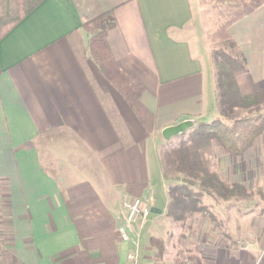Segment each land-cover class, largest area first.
<instances>
[{
  "label": "crops",
  "instance_id": "crops-1",
  "mask_svg": "<svg viewBox=\"0 0 264 264\" xmlns=\"http://www.w3.org/2000/svg\"><path fill=\"white\" fill-rule=\"evenodd\" d=\"M261 1L229 29L247 66L237 78L244 97L264 92ZM109 11L117 22L108 36L112 58L144 88L152 132L91 59L83 25ZM205 16L198 0H45L1 40L0 222L10 264L154 257L151 239L163 238L158 225L170 200L163 150L220 117ZM96 83L117 95L103 99ZM160 143L164 206L153 185ZM250 153L264 154V141L241 160ZM259 161L264 169V155ZM233 175L237 182L238 169ZM134 199L161 213L129 226L123 241L119 229ZM242 264H264V255Z\"/></svg>",
  "mask_w": 264,
  "mask_h": 264
},
{
  "label": "trees",
  "instance_id": "trees-1",
  "mask_svg": "<svg viewBox=\"0 0 264 264\" xmlns=\"http://www.w3.org/2000/svg\"><path fill=\"white\" fill-rule=\"evenodd\" d=\"M44 1L0 0V42ZM261 4V0H213V7L224 22L214 33L212 40L223 42L227 47L213 53V60L219 66L218 112L221 117L234 123L229 126L218 119L211 123H199L177 146L163 150L164 175L167 179L176 176V184L169 187L167 216L183 226L195 214L214 219L209 207L204 205L205 195L223 201L249 198L242 186L228 184L219 172L212 170L209 158L215 142L224 155L242 157L264 133V116L259 109L264 103V92L249 97L241 95L237 78L247 72V66L229 31L233 24L253 13ZM116 27L113 11L83 25L84 31L90 36L88 49L91 59L125 99L144 127L152 132L154 117L140 101L144 88L112 58L108 36ZM240 108H256V113L248 118L235 119L234 111ZM151 244L158 249L157 259L161 258L164 243L152 238Z\"/></svg>",
  "mask_w": 264,
  "mask_h": 264
},
{
  "label": "rangeland",
  "instance_id": "rangeland-1",
  "mask_svg": "<svg viewBox=\"0 0 264 264\" xmlns=\"http://www.w3.org/2000/svg\"><path fill=\"white\" fill-rule=\"evenodd\" d=\"M198 1L206 14L207 34L209 41L213 43V53L227 49L223 42L212 40L216 30L224 22L213 7V0ZM213 65V77L218 98L219 66L214 60ZM96 86L103 99L107 96L111 99L113 94L117 95L110 88L103 89L102 85L98 87L97 83ZM255 113L256 108H240L234 111V116L235 119H244L255 115ZM262 115L264 116V113ZM217 119L229 126L234 123V121L221 116ZM191 131L192 129L172 138L167 144L168 148L177 146L182 139L187 138ZM260 137L261 139H257L254 143L255 148H259L261 140L264 141V133ZM161 143L157 146V156L152 165L155 167L154 176L156 179L153 182L154 192L160 205L164 206L167 203L168 194L162 170H160ZM263 155L258 154L257 156V153H250V155L248 154L249 160L247 161L245 158L246 161H242L243 156L236 158L224 155L219 144L215 142L212 155L209 158L211 169L219 172L228 184L242 186L249 194V198L247 200L234 198L230 201H223L205 195L204 205L209 207L210 214L214 216V219L207 215L195 214L185 221V226L174 222L166 215L158 225L159 233L163 238H156L164 243L162 257L157 259L158 249L151 244V247L154 248V257L151 259L141 258L136 264H183L185 262L242 264L247 259L256 262V259L261 258L264 255V169L260 167L262 161L259 159ZM234 169H238L237 182L233 175ZM175 177L169 178L171 185L176 184ZM2 191L3 189L0 188V195ZM1 212L3 213L2 208H0V221L3 215ZM1 230H3V224L0 222V264H10L9 255L5 249L4 234Z\"/></svg>",
  "mask_w": 264,
  "mask_h": 264
},
{
  "label": "built area",
  "instance_id": "built-area-1",
  "mask_svg": "<svg viewBox=\"0 0 264 264\" xmlns=\"http://www.w3.org/2000/svg\"><path fill=\"white\" fill-rule=\"evenodd\" d=\"M126 209L127 212L126 215L124 216V224L119 229V233L123 241H127L129 239V235L127 232L129 226L139 223L140 221L146 220L152 213L149 208L144 206L143 200L141 199H134L130 203H127ZM129 258L134 263H137L138 261L137 254L131 255ZM183 264H193V263L185 262Z\"/></svg>",
  "mask_w": 264,
  "mask_h": 264
},
{
  "label": "water",
  "instance_id": "water-1",
  "mask_svg": "<svg viewBox=\"0 0 264 264\" xmlns=\"http://www.w3.org/2000/svg\"><path fill=\"white\" fill-rule=\"evenodd\" d=\"M151 212H152V213H156V214H160V213H161V211L156 210V209H153Z\"/></svg>",
  "mask_w": 264,
  "mask_h": 264
}]
</instances>
